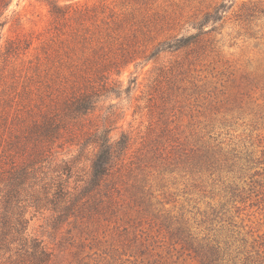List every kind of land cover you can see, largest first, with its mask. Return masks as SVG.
<instances>
[{
  "label": "rangeland",
  "instance_id": "374dc122",
  "mask_svg": "<svg viewBox=\"0 0 264 264\" xmlns=\"http://www.w3.org/2000/svg\"><path fill=\"white\" fill-rule=\"evenodd\" d=\"M89 92L92 109L43 143L39 175L79 191L95 153L83 141L103 126L128 138L123 155L58 225L51 205L23 193L24 235L46 255L12 243L0 264H202L187 233L226 242L224 264H264V0H11L0 171L27 157L12 144L30 148L34 124Z\"/></svg>",
  "mask_w": 264,
  "mask_h": 264
},
{
  "label": "trees",
  "instance_id": "16d2710c",
  "mask_svg": "<svg viewBox=\"0 0 264 264\" xmlns=\"http://www.w3.org/2000/svg\"><path fill=\"white\" fill-rule=\"evenodd\" d=\"M10 1L0 0V16ZM52 10L56 13L60 12V8L56 4H53ZM213 19L218 20L219 18ZM193 37L194 35H189L186 38L187 43ZM187 43H178L170 47L180 48ZM161 46L169 47V43L165 42ZM94 95L89 92L74 97L64 104L63 114L47 115L40 123L34 124L28 130L25 138V141L31 144L30 148L12 144L20 151L27 152V157L22 158L23 160L20 162L11 160L9 167L0 171V183L3 185L0 189L2 193L0 200L2 209L0 212V248L2 246L8 248L9 244L16 243L17 252L26 251L30 247L33 254L40 252L43 256L46 255L44 248L38 249V241L24 235L27 220L23 218L22 207H20L23 193L28 191L33 193L30 196L36 207L40 204L42 206L51 205L52 210L56 213L54 224L58 225L86 208L90 201V192L95 191L100 183L104 182L114 161L123 155L128 138L122 134L117 140H112L109 135L111 129L103 126L100 130L86 134L83 141L82 147L92 145L95 148V153L91 160V174L79 191L70 192L66 188V180L60 176L47 180L39 175L41 172L40 162L44 159L42 155L43 143L57 140L67 126L68 118L76 119L87 114L93 107ZM263 160L264 158L259 157L257 163H261ZM58 168L62 173H68L71 170L70 165L66 162ZM37 185H40L43 197L39 191L35 190ZM182 240L197 253L202 264H224V257L229 251L226 242L223 247H220L219 242L213 243L212 241L205 243L201 241L194 244L190 233H187ZM43 256L40 257L41 261L44 260ZM243 263L246 264V261Z\"/></svg>",
  "mask_w": 264,
  "mask_h": 264
}]
</instances>
